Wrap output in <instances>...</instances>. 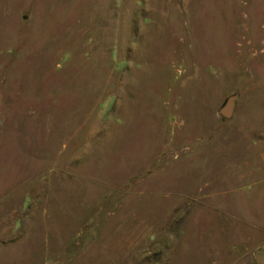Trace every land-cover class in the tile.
<instances>
[{"label": "rangeland", "instance_id": "374dc122", "mask_svg": "<svg viewBox=\"0 0 264 264\" xmlns=\"http://www.w3.org/2000/svg\"><path fill=\"white\" fill-rule=\"evenodd\" d=\"M263 153L264 0H0V264H259Z\"/></svg>", "mask_w": 264, "mask_h": 264}, {"label": "water", "instance_id": "95a60500", "mask_svg": "<svg viewBox=\"0 0 264 264\" xmlns=\"http://www.w3.org/2000/svg\"><path fill=\"white\" fill-rule=\"evenodd\" d=\"M239 97L240 96L238 93L233 94L229 96L224 102V104L221 106L219 113L224 119L231 120L234 117ZM254 256L259 264L264 263V245H262L260 250H257L254 253Z\"/></svg>", "mask_w": 264, "mask_h": 264}, {"label": "crops", "instance_id": "0c3cea01", "mask_svg": "<svg viewBox=\"0 0 264 264\" xmlns=\"http://www.w3.org/2000/svg\"><path fill=\"white\" fill-rule=\"evenodd\" d=\"M261 160H262L263 166H264V153L261 155Z\"/></svg>", "mask_w": 264, "mask_h": 264}]
</instances>
